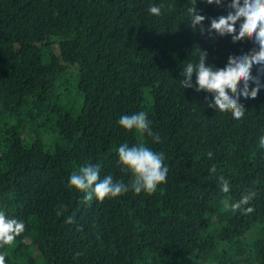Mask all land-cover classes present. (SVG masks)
<instances>
[{
    "label": "trees",
    "instance_id": "trees-1",
    "mask_svg": "<svg viewBox=\"0 0 264 264\" xmlns=\"http://www.w3.org/2000/svg\"><path fill=\"white\" fill-rule=\"evenodd\" d=\"M151 3L163 5L159 16ZM191 4L0 0V211L25 224L0 247L6 264H264V88L240 98L245 113L234 119L208 104L211 93L179 83L199 47L222 64L253 42L209 36L207 18L193 31ZM197 7L206 17L226 11ZM141 110L158 141L117 123ZM123 142L163 152L165 181L152 193L85 201L68 176L91 163L127 183Z\"/></svg>",
    "mask_w": 264,
    "mask_h": 264
},
{
    "label": "clouds",
    "instance_id": "clouds-1",
    "mask_svg": "<svg viewBox=\"0 0 264 264\" xmlns=\"http://www.w3.org/2000/svg\"><path fill=\"white\" fill-rule=\"evenodd\" d=\"M208 5L225 7L226 11L215 16L206 17L197 7V0L186 8L188 26L193 30L204 32L203 22L207 18L209 36L230 34L232 40L247 37L253 46L247 50L229 51L222 64L208 62L207 50L199 47L194 59L188 60L182 68V78L179 83L184 88H193L211 93L208 104L216 109L230 110L234 119L241 118L245 107L240 98H254L258 91L264 88L260 74L264 73V0H205ZM162 4L151 3L148 12L159 16ZM256 66V73L252 69ZM193 75L195 79L193 80ZM251 83V86H250ZM117 123L125 130H136L159 140L158 134L152 132L150 120L144 111L121 114ZM258 145L264 149V134L258 138ZM117 163L130 173L127 183L115 179L111 174L100 176V165L86 163L73 170L68 176L67 183L83 193L85 201L117 197L129 190L140 193H152L158 185L165 181L168 166L164 163V153L154 151L143 143L129 145L120 143L116 148ZM215 168V165H211ZM221 191L229 190V182L219 176ZM254 193L241 194L240 198L231 204L233 210L247 205ZM225 207H228L226 204ZM251 211V207L243 208ZM60 213L58 212L57 215ZM73 220L72 215L66 217V222ZM24 221L15 216L6 215L0 211V247L11 244L24 231ZM6 253L0 252V264H6Z\"/></svg>",
    "mask_w": 264,
    "mask_h": 264
}]
</instances>
